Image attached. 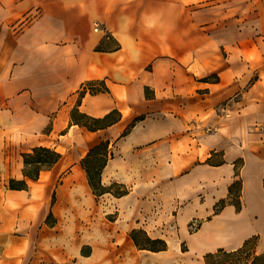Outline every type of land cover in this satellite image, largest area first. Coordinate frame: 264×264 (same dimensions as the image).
<instances>
[{"label":"crops","instance_id":"0c3cea01","mask_svg":"<svg viewBox=\"0 0 264 264\" xmlns=\"http://www.w3.org/2000/svg\"><path fill=\"white\" fill-rule=\"evenodd\" d=\"M94 80L109 91L81 98ZM75 106L122 116L92 131L71 123ZM103 139V183L130 189L104 206L81 164ZM40 145L62 157L25 177L23 153ZM212 171L227 195L242 180L241 209L222 211L248 233L236 248L264 222V0H0V264H154L168 249H139L130 231L163 202L140 194L212 183Z\"/></svg>","mask_w":264,"mask_h":264},{"label":"rangeland","instance_id":"374dc122","mask_svg":"<svg viewBox=\"0 0 264 264\" xmlns=\"http://www.w3.org/2000/svg\"><path fill=\"white\" fill-rule=\"evenodd\" d=\"M58 139L59 135H55L52 138V142L56 143ZM215 160H218V157ZM211 175L212 183H208L205 180V184L196 183V187L190 189L181 188L176 190L171 186H166L164 183L162 189H153L147 193L140 194L146 198H162L163 202L162 212L150 211L152 218L148 220L147 232L156 237H162L167 242L168 240L175 241L179 247L177 249L171 242L170 245L168 243L167 256L160 258V261L154 264H205L204 255L206 252L216 250L218 247H233L241 239V236L248 234L241 232L242 225H237L239 221L235 220L233 216H228L227 211L225 213L222 212V215L218 216L213 214L214 205L222 198H227L228 195L225 181L220 180V175L214 171L211 172ZM105 184L110 185L111 183ZM126 189L130 191L126 186H115L112 189L115 195L109 192L99 197L97 201L103 206L105 204L108 205L114 200V196ZM141 208L143 207L138 206V213ZM112 210H114V207H111V211L107 209V216L110 219L112 218L109 214L114 212ZM156 215H158L157 218L155 217ZM258 217L260 218L259 214H256L255 218L251 219V230L256 231L258 249L261 251L264 250V222L262 219L259 220ZM214 220L221 225H224V222L227 221V229L223 230L222 238L208 246H205L200 241H195L194 237L198 235L199 229ZM240 223L242 224V221ZM236 226H239V229H236ZM146 255L151 254L147 253Z\"/></svg>","mask_w":264,"mask_h":264},{"label":"trees","instance_id":"16d2710c","mask_svg":"<svg viewBox=\"0 0 264 264\" xmlns=\"http://www.w3.org/2000/svg\"><path fill=\"white\" fill-rule=\"evenodd\" d=\"M214 78V77H213ZM91 93L109 91L108 86L103 80L88 81L80 91V96L85 95L87 90ZM121 112L113 109L101 117L91 116L80 111L75 106L71 111V123L87 127L89 130L96 131L105 129L121 119ZM62 157V153L56 148L50 146H36L29 152L23 153L24 175L31 179H38L43 169H49L54 166ZM114 157V150L110 139H103L100 143L90 148L87 154L82 158L81 164L85 169L89 184L93 193L100 197L105 193L112 192L113 187H125L123 184L113 182L106 185L102 181L103 171L109 160ZM212 163V160H208ZM238 175V171H237ZM10 188L26 189L27 181L23 179H11ZM242 180L236 179L229 186L227 198H222L214 205V215L220 214L228 204H233L237 210L241 209ZM129 193V190L119 192L116 196H123ZM115 195V194H114ZM52 216V214L50 215ZM49 216V217H50ZM136 246L152 252L165 251L169 248L168 242L162 237H152L144 228H133L130 231ZM205 264H264V250L258 249V237L252 235L236 248L218 247L216 250L208 251L204 255Z\"/></svg>","mask_w":264,"mask_h":264},{"label":"bare ground","instance_id":"6f19581e","mask_svg":"<svg viewBox=\"0 0 264 264\" xmlns=\"http://www.w3.org/2000/svg\"><path fill=\"white\" fill-rule=\"evenodd\" d=\"M217 222L215 221L214 223H213V225L212 226H210V225H207L206 227H204L203 228V230L200 232V234L198 235V236H195L194 237V240L195 241H200V237H206V236H209L210 234H212L213 232H211L213 229L215 230V228H217V226L215 225ZM170 242H171V244L173 245V246H175L177 249L179 248L178 247V244L175 242V241H170V240H168V243H169V245H170ZM154 256H156L155 258H153L154 260L155 259H160V258H162V257H166L167 256V254H166V252H162V253H157L156 255H154ZM146 259L148 260V258L146 257Z\"/></svg>","mask_w":264,"mask_h":264}]
</instances>
